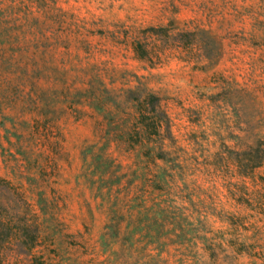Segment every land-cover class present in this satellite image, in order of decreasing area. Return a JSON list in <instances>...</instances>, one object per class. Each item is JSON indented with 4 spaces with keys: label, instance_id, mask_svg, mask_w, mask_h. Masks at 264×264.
Here are the masks:
<instances>
[{
    "label": "rangeland",
    "instance_id": "374dc122",
    "mask_svg": "<svg viewBox=\"0 0 264 264\" xmlns=\"http://www.w3.org/2000/svg\"><path fill=\"white\" fill-rule=\"evenodd\" d=\"M263 138L264 0H0V204L51 264H264Z\"/></svg>",
    "mask_w": 264,
    "mask_h": 264
},
{
    "label": "trees",
    "instance_id": "16d2710c",
    "mask_svg": "<svg viewBox=\"0 0 264 264\" xmlns=\"http://www.w3.org/2000/svg\"><path fill=\"white\" fill-rule=\"evenodd\" d=\"M135 56L138 59H144L146 51L141 44L134 46ZM156 97L153 93H147L144 98L137 102V123L142 126L145 135H156L159 131L160 118L155 113ZM255 158H246L243 166L255 168L264 163V138L259 140L255 148ZM264 182V177L261 178ZM8 184L9 182L1 178V181ZM2 181V182H3ZM26 206L29 203L24 201ZM27 213V208L25 209ZM39 220L36 214H18V211L12 212L11 209L0 204V264H14L6 262V256L3 251L8 246L19 247L20 253L28 256L27 262L23 264H51L42 253H35L33 249L42 244L40 239ZM117 224V223H116ZM115 224V225H116ZM17 260V259H16ZM17 264H22L21 261Z\"/></svg>",
    "mask_w": 264,
    "mask_h": 264
}]
</instances>
